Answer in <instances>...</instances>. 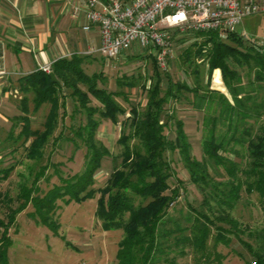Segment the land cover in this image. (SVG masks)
Masks as SVG:
<instances>
[{"label": "trees", "instance_id": "obj_1", "mask_svg": "<svg viewBox=\"0 0 264 264\" xmlns=\"http://www.w3.org/2000/svg\"><path fill=\"white\" fill-rule=\"evenodd\" d=\"M184 39L191 43L181 53L183 63L206 61L209 78L214 72L221 73L228 94L199 80L195 85L174 81L148 52L129 60H150L151 72L117 77V90L107 87L103 71L88 74L83 67L86 58L78 55L52 65L59 83L42 70L18 80L20 114L10 119L11 128L2 142L16 145L14 153L24 148L26 158L32 161H42L47 148L52 149L31 186L20 185L19 205L11 208L8 220L0 218V264H10L8 251L13 241L9 232L28 205H32L31 215L37 221L57 231L59 201L66 205L97 195L96 216L102 228L122 231L116 264H182L178 258L186 257L188 248L194 264H225L226 255L220 248L232 246L238 247L235 256L240 264H264V227L253 228L236 217L245 194L257 195L264 208V49L239 33L221 39L215 32H194L177 42L184 44ZM199 67L195 69L197 78ZM241 69L247 70L246 81ZM133 89L146 96L145 105L131 102L128 93ZM68 97L74 103L69 115ZM120 98L130 107L125 108ZM183 100L203 114L201 159L193 153L183 120L170 107ZM43 109L47 114L42 129H34L31 115ZM103 121L122 125L118 154L98 138ZM66 130L72 135H66ZM172 130L175 135L169 138ZM62 141L74 145L73 153L85 149L82 169L70 177L64 176L61 163L51 160V153ZM107 157L112 171L105 185L98 187L96 176ZM178 162L187 180L179 175ZM16 168V164L0 168V182ZM50 168L53 172L47 174ZM53 175L60 184L40 195L41 180L50 181ZM187 185L196 187L202 201L198 208L190 206L187 215L180 209L184 224L173 219L170 211Z\"/></svg>", "mask_w": 264, "mask_h": 264}, {"label": "rangeland", "instance_id": "obj_2", "mask_svg": "<svg viewBox=\"0 0 264 264\" xmlns=\"http://www.w3.org/2000/svg\"><path fill=\"white\" fill-rule=\"evenodd\" d=\"M242 26L239 25L238 33H242ZM175 36L174 56L170 61L169 68L166 72L171 74L174 81H183L188 84L195 85L199 80L202 85H209L216 90H220L228 94L220 75L214 72L209 78L208 64L204 60H196L193 63L185 64L181 56L182 51L191 43L190 39H184V44L177 42V39L184 37V34L172 31ZM139 49V48H138ZM142 51V52H140ZM146 49H139L138 53L129 52L125 56L115 61H107L101 54L95 55L94 61L85 66L88 74L104 72L107 76V87L110 90H117L115 80L123 74H149L152 69L150 60L130 61L129 58L139 54H146ZM199 65L201 70L200 78L196 77L195 69ZM239 69V68H238ZM247 80V70H240ZM106 84V83H105ZM219 88V89H218ZM129 90H126L128 92ZM133 104H146V96L141 93L140 89H133L128 93ZM67 112L68 115L74 109V103L71 97H68ZM125 108L130 106L122 98L119 99ZM95 101V100H94ZM96 103V102H95ZM173 102L170 104L171 110L176 111L179 119L183 120L187 135L193 148L194 155L201 159L202 157V112L192 110L185 104ZM46 107V105L44 106ZM47 111L43 109L40 113L33 116L35 122L33 128L42 129L43 122ZM80 116H77L79 118ZM82 120L84 117L82 116ZM67 124L70 118L66 119ZM121 124H113L110 121H103L98 132V138L110 149L114 154H118L121 148L117 144V140L121 134ZM20 130V129H19ZM18 132V130H17ZM8 131H1L0 143L6 138ZM66 135L72 134L66 130ZM169 138L174 137L175 131L168 133ZM11 144V145H10ZM7 144L2 142L0 146V162L3 161L0 168H6L11 164H16V170L11 176L0 182V218L8 220L7 217L11 213V208H16L19 201L16 196L20 193V185L25 184L31 186L34 174L39 171L40 166L45 165L48 154L52 147L46 150V156L42 161H32L26 158V151L20 148L18 152H12L13 143ZM58 147V148H57ZM56 149L51 153V160L55 163H61V169L65 177H70L82 169L84 163L85 149L81 147L73 153L74 145L71 142L62 141ZM3 151V152H2ZM12 152V153H10ZM176 160L178 155L176 154ZM17 162V163H16ZM179 175L187 180L188 176L182 165L177 163ZM112 171L111 158L107 157L103 162L101 171L96 176L97 186L103 187ZM53 168H50L47 174H52ZM173 184L176 180L173 179ZM54 184H60L57 176L53 175L50 181L41 180L40 186L43 192L48 191ZM184 194L181 195L179 203L172 207L170 215L173 219L186 224L184 218H180V209L184 211L183 215H187L189 207L198 208L202 195L194 185H187ZM246 199L236 211V217L243 222L254 227H264V208L259 202L257 195L247 196ZM12 200L11 201H9ZM99 195L94 198L87 199L82 202H71L64 204L59 201L60 209L57 211V218L60 227L57 231L52 230L48 225L37 221L31 213L34 211L32 205H28L26 210L17 215L16 222L11 227L9 235L13 244L8 251L10 264H116V256L118 251V243L122 236L121 230L106 231L102 228L101 222L96 216ZM188 203V205H187ZM173 228V224H169ZM210 247L213 240H209ZM186 257H179L182 264H194L193 254L190 248L187 249ZM249 258L250 255H247ZM241 262V261H240Z\"/></svg>", "mask_w": 264, "mask_h": 264}, {"label": "built area", "instance_id": "obj_3", "mask_svg": "<svg viewBox=\"0 0 264 264\" xmlns=\"http://www.w3.org/2000/svg\"><path fill=\"white\" fill-rule=\"evenodd\" d=\"M73 16L85 18L82 29H97L100 45L89 50L115 61L139 49L152 53L162 71L169 68L174 56L172 31L182 34L215 32L226 39L238 33L248 17L264 12V0H81L71 2ZM240 34V33H239ZM252 39L247 34H240ZM139 48V49H138ZM142 52V51H140ZM52 65L42 66L45 73Z\"/></svg>", "mask_w": 264, "mask_h": 264}, {"label": "crops", "instance_id": "obj_4", "mask_svg": "<svg viewBox=\"0 0 264 264\" xmlns=\"http://www.w3.org/2000/svg\"><path fill=\"white\" fill-rule=\"evenodd\" d=\"M76 1L81 0H0V133L9 131L10 119L20 114L21 77L73 55L86 58L84 68L94 61L97 54L90 55L89 50L100 45V34L97 29H82L85 18L72 14L71 2ZM240 25L242 33L264 49V12ZM220 249L226 255L225 264L241 263L235 256L238 247Z\"/></svg>", "mask_w": 264, "mask_h": 264}, {"label": "water", "instance_id": "obj_5", "mask_svg": "<svg viewBox=\"0 0 264 264\" xmlns=\"http://www.w3.org/2000/svg\"><path fill=\"white\" fill-rule=\"evenodd\" d=\"M49 75H50V77L52 78L53 82H55V83H59V81H58L56 75H55L53 72L49 73Z\"/></svg>", "mask_w": 264, "mask_h": 264}]
</instances>
